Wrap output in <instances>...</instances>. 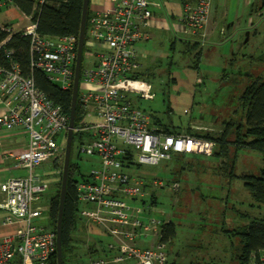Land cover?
Returning a JSON list of instances; mask_svg holds the SVG:
<instances>
[{"label": "built area", "instance_id": "obj_1", "mask_svg": "<svg viewBox=\"0 0 264 264\" xmlns=\"http://www.w3.org/2000/svg\"><path fill=\"white\" fill-rule=\"evenodd\" d=\"M27 1L32 4L30 11L17 7L24 20L22 28L0 24V34L4 33L0 47L14 33L26 37L30 69L41 70L47 80L66 90L73 82L77 39L40 34L36 16L48 0ZM105 1L102 10L86 17V50L78 84L85 117L73 128L82 135L77 154L96 158L85 178L76 183L77 201L85 206L78 209L79 216L111 237L102 254L88 264H165V243L160 240L165 221L143 216L152 208L144 197L165 183L157 178L147 180L135 170L170 161L177 154L208 155L212 142L186 132L164 133L130 98L129 93L150 95L149 88L131 75L139 68L135 44L147 39L142 27L162 0ZM179 1L182 32L202 46L211 0ZM7 4L14 0H0V7ZM95 47L103 49L95 52ZM13 52L5 49V63L0 62V100L5 108L0 127H22L28 133V145L14 155V165L26 174L0 183V210L5 211L1 223L16 226L12 234L0 238V264H49L56 237L51 229L36 224L49 208L38 203L48 184L37 168L58 158L63 150L59 135L66 137L69 114L36 86L31 74L23 73ZM171 188L177 191L178 182L171 181ZM248 264H264V252L257 259L252 253Z\"/></svg>", "mask_w": 264, "mask_h": 264}, {"label": "rangeland", "instance_id": "obj_2", "mask_svg": "<svg viewBox=\"0 0 264 264\" xmlns=\"http://www.w3.org/2000/svg\"><path fill=\"white\" fill-rule=\"evenodd\" d=\"M102 1L91 0V4ZM173 3L175 17L181 16L180 2L174 0ZM259 6L264 10V1ZM19 14L15 8L0 7V22L17 25L21 23ZM239 20L244 25L243 18ZM254 21L259 23L254 30L257 33L251 34L248 42L241 39L244 30L238 34L240 40L237 43L231 33L227 35L225 39L234 46L230 57L219 55L230 51L231 43L223 42L217 45L216 54L205 49L197 67H192L193 53H182L181 40L187 36L182 32L159 30L157 36L154 34L148 40L139 41L135 48L139 54L137 61L142 66L136 70L140 74L134 81L149 88L150 95L137 97L129 93L131 100L152 119L180 128V132H185L192 124L221 130L223 123L238 121L242 114L240 96L248 85L264 79V13L254 17ZM175 37L174 49H170L168 42ZM97 48H94L95 52ZM231 58V64H228ZM232 136L230 134L229 138ZM59 144L63 150L55 166L53 160H49L37 168L48 184L38 202L41 205H48L62 171L64 133L59 135ZM77 150L78 144L74 141L71 160L78 164L82 173L87 174L96 158L81 153L77 155ZM210 154L186 156V167L179 170L181 172L177 176L172 173L171 160L157 165H140L135 170L147 180L157 178L165 183L153 189L157 204L143 214L173 223L174 236L164 246L165 264H233L238 239H229L230 233L226 230L238 229L250 219L264 216V207L253 204L242 180L230 176L231 169L225 168L227 159ZM261 165L258 153L242 150L236 159L234 173L256 174ZM174 176L179 184L177 191L171 188ZM149 198V195L144 197L146 204H149ZM84 207V204H79L80 209ZM36 224L51 227L47 209ZM145 240H150V237ZM110 241L111 237L100 226L77 217L72 233V251L64 252L65 264H88L90 259L102 254ZM89 248L93 249L91 254L88 253Z\"/></svg>", "mask_w": 264, "mask_h": 264}, {"label": "trees", "instance_id": "obj_3", "mask_svg": "<svg viewBox=\"0 0 264 264\" xmlns=\"http://www.w3.org/2000/svg\"><path fill=\"white\" fill-rule=\"evenodd\" d=\"M83 0H48L43 5L36 16L37 28L40 34L48 37H60L65 35H73L78 40L80 20L82 13ZM90 4L87 9V17L90 15ZM14 5L23 11H30L32 4L27 0H14ZM86 29V22H85ZM4 38V33L0 34V41ZM87 36L84 35V44L82 49V59L80 72L83 67L84 52L86 50ZM182 53L192 55L194 63L192 67H197L203 54L202 48L198 45V41L188 39H182ZM175 42L170 44L171 49H174ZM77 47V45H76ZM75 47V48H76ZM14 50L13 55L19 62L20 67L25 74H31L34 78L36 86L42 90L47 97L55 104L60 105L66 114H69L71 106V91L72 86L66 90L61 89L56 84L46 79L44 73L41 70L33 69L29 67V54H28V39L19 33H14L10 39L0 47V62L5 63L3 59L4 50ZM195 50V52H193ZM139 71L134 72L131 75L133 80L139 78ZM240 103L242 106L241 118L238 121L225 122L222 124L221 130L202 131L192 130L190 127L186 128V133L195 137H202L209 139L212 142V152L210 155L227 159V165L225 168H230V176L238 177L242 180L243 188L246 190L249 198L253 204H258L259 207H264V79L258 83H252L248 85L242 95L240 96ZM85 117V109L79 99V88L77 92V100L74 112V128L80 124ZM155 124L160 126L164 133H181L180 128L173 125L161 123L158 119H152ZM233 135L232 139L229 135ZM82 135L76 130H73L72 142L77 141V144L81 142ZM252 151L260 155L261 167L258 173L253 174L250 172H242L241 174H235L234 168H236V159L240 151ZM78 155V154H77ZM188 155L177 154L171 162L173 164L172 173L178 175L185 166V158ZM64 157V156H63ZM56 159L53 160L55 166ZM189 161V160H188ZM225 164V163H224ZM176 176L172 181H177ZM85 173H82L78 164L71 160L68 169V177L66 182V191L64 197L62 223H61V253L62 264L64 261V252L72 251L71 241L72 233L76 227V220L79 217L78 209L79 203L77 201L76 183L79 179H84ZM61 172L57 186L54 193L49 198L48 217L52 231L55 232L58 201L60 193ZM178 190V189H177ZM149 204L154 206L157 204L155 195L150 192ZM252 204V205H253ZM174 226L171 221H167L162 224L160 231V240L166 243L174 236ZM228 238L237 237L238 242L235 247L233 264H248L251 259L252 253L255 258H258L260 252H264V216L259 218L250 219L247 223L243 224L238 229H228ZM232 245V242H231ZM93 249L89 248L88 253L91 254ZM49 264H56V252L53 251L49 258ZM214 264V263H212Z\"/></svg>", "mask_w": 264, "mask_h": 264}, {"label": "crops", "instance_id": "obj_4", "mask_svg": "<svg viewBox=\"0 0 264 264\" xmlns=\"http://www.w3.org/2000/svg\"><path fill=\"white\" fill-rule=\"evenodd\" d=\"M262 1L264 0H211L206 40L204 44L199 47L202 48L203 51H205V49L210 52L213 50L212 53L216 54V50H218L217 45L223 42H229L231 43L229 53H219V55L230 57L234 50V46L231 41H227L225 38L231 33L235 37V41L237 43L240 40V37H237L238 34L244 30L241 39L244 42H248L251 34L257 33V31L254 30L257 28L259 23H255L254 17L261 16L264 13L262 7L259 6ZM173 2L174 0H162L159 7L153 8L152 18L142 27V31L147 35V39L144 40L150 39L154 36V34L157 36V32L159 30H172L173 33L182 32L180 16L175 17L174 15L175 5ZM105 5V0H103L100 4L92 3L89 7L90 12L100 11ZM2 8H15L18 13H20L19 9L14 4H7ZM246 12H248V14H245ZM19 15L20 19L18 21L21 23H18L17 25L9 22H0V24H8L15 29H20L24 25V20L22 19L21 14ZM241 17L243 18L244 25H242V22L239 20ZM241 27H243V29ZM176 39L177 38L175 37L173 41L168 42L170 49V44H172V42H176ZM186 39L192 42V39L189 36H186ZM97 49L101 50L103 48L98 47ZM204 53L205 52H203V54ZM135 54V60L137 61L139 54L137 53L136 48ZM203 54L201 59L203 58ZM216 57L217 56L215 55V59ZM231 61L232 58L228 64H231ZM137 63L139 64V67L142 66L141 62L139 63V61H137ZM4 109L3 103L0 100V114L4 112ZM27 145L28 133L25 129L22 127H0V183L10 177L23 176L26 174L25 169L14 165V155L26 150ZM4 215L5 211L0 210V238L5 235L12 234L16 230L15 225H3L1 223Z\"/></svg>", "mask_w": 264, "mask_h": 264}, {"label": "water", "instance_id": "obj_5", "mask_svg": "<svg viewBox=\"0 0 264 264\" xmlns=\"http://www.w3.org/2000/svg\"><path fill=\"white\" fill-rule=\"evenodd\" d=\"M88 5H89V0H83L80 28H79V34L77 40V47H76V58L74 64V75H73L72 91H71V106L69 111L68 128L66 131L65 144H64V158H63L62 171H61L58 212H57V220L55 226L56 264H62L60 232H61L64 197L66 191V182L68 177V169H69V161H70L71 142H72L73 128H74V112H75V105L77 100L79 74H80L81 59H82V49H83L84 35H85V22L87 17Z\"/></svg>", "mask_w": 264, "mask_h": 264}]
</instances>
